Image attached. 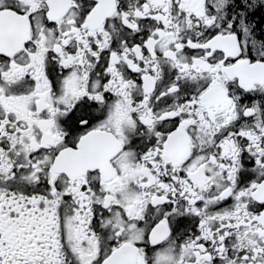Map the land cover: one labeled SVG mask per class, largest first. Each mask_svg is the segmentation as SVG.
<instances>
[{
  "label": "snow or ice",
  "instance_id": "6c2138e0",
  "mask_svg": "<svg viewBox=\"0 0 264 264\" xmlns=\"http://www.w3.org/2000/svg\"><path fill=\"white\" fill-rule=\"evenodd\" d=\"M0 264H264V0H0Z\"/></svg>",
  "mask_w": 264,
  "mask_h": 264
}]
</instances>
